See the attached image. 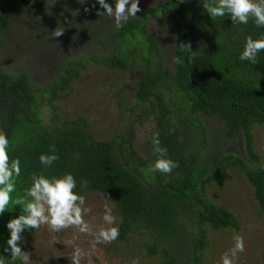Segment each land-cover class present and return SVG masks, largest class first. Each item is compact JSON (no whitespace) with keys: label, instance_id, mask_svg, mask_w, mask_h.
Wrapping results in <instances>:
<instances>
[{"label":"trees","instance_id":"1","mask_svg":"<svg viewBox=\"0 0 264 264\" xmlns=\"http://www.w3.org/2000/svg\"><path fill=\"white\" fill-rule=\"evenodd\" d=\"M106 2L115 5V0ZM102 11L96 0H0V51L26 39L33 43L30 48L45 47V52L40 49L42 58L52 47L57 56L69 45H75L72 54L78 53L77 58L64 53L50 71L44 65L43 82L37 86L28 71V65L41 68L37 58L23 59L14 74L0 65V132L9 139L10 160L21 161L12 201L24 197L33 173H71L78 194H98L114 207L120 232L115 242L143 234V250L147 256H158L159 264H202L206 226L238 229L230 212L207 200V185L220 187L227 171H239L264 214V167L257 164L252 140L253 128L264 125V51L256 64L239 58L246 37L259 38L264 27L251 19L233 24L227 15L211 19L202 0H162L120 27L99 16ZM154 20L162 21L172 35L169 64L149 29ZM56 28L64 34L53 39ZM181 43H190L192 51H181ZM176 56L182 63L173 62ZM89 63L112 71L139 67L134 112L108 140L94 138L85 117L67 120L59 115V102ZM202 117L220 125L217 139ZM147 118L154 127L141 156L133 148V128ZM155 133L168 158L178 162L169 175L150 171L156 159ZM236 139L242 157L221 151L217 144ZM52 146L60 158L45 168L39 156L49 154ZM81 179L88 182L86 188L81 189ZM20 214L21 207L10 203L0 215V259L5 264H21L4 251L10 235L6 224ZM24 235L32 236L33 229Z\"/></svg>","mask_w":264,"mask_h":264},{"label":"rangeland","instance_id":"2","mask_svg":"<svg viewBox=\"0 0 264 264\" xmlns=\"http://www.w3.org/2000/svg\"><path fill=\"white\" fill-rule=\"evenodd\" d=\"M162 0H139L141 11H148L158 5ZM162 21L154 20L149 24L158 40L160 51L169 64L172 57V35L165 31ZM25 42H12L9 47L0 51V65L4 71L13 74L19 71L21 61L35 57L39 60L41 68L30 69L33 86L43 82L44 65L48 70L56 67V60L62 58L66 52H70L73 58L75 46L60 48L57 56L56 47H52L47 53V58H42L40 49L30 40ZM11 46V47H10ZM79 46V43L75 48ZM88 46V45H87ZM88 48V47H87ZM45 52V47L42 49ZM52 52H54L52 54ZM33 54V55H32ZM44 59V60H43ZM41 74V75H40ZM139 75V67L132 65L126 70H109L103 66L88 64L81 70L79 76L69 86V95L63 98L59 104V115L63 119H74L83 116L88 121L89 132L97 140H108L117 129L127 121V117L134 112L133 93L136 80ZM174 106V102L170 103ZM202 123L208 131H211L217 139L221 127L216 121L202 117ZM154 127L152 118L143 119L141 123H135L133 128V148L135 152L144 156L143 148L146 139ZM253 151L258 156L257 164L264 167V125L256 126L252 130ZM235 143V144H234ZM217 143L220 150L242 157L243 150L239 139ZM208 201L215 206L230 212L237 221L238 229L232 228L212 230L205 227V249L201 255L202 264H218L223 253L233 246V236L241 235L245 241V252L238 255L236 264H264V214H262L253 198L251 186L245 177L236 170L227 171L225 180L218 187L211 183L205 187L204 192ZM86 204L84 219L95 228L102 224L104 205L107 204L116 211L104 197L89 193L85 195ZM117 222V218H116ZM20 244L23 251L30 253V264H42L52 262L56 264H71V254L74 247L84 250L85 256L81 264H131L137 260L138 264H159L156 255L147 256L142 244L145 236L132 235L125 242L109 244H95L93 237L80 233L76 228H69L59 233L52 232L46 225L39 229H33L32 236H22Z\"/></svg>","mask_w":264,"mask_h":264},{"label":"clouds","instance_id":"3","mask_svg":"<svg viewBox=\"0 0 264 264\" xmlns=\"http://www.w3.org/2000/svg\"><path fill=\"white\" fill-rule=\"evenodd\" d=\"M84 3L85 0H80ZM104 10L98 12L99 16H107L113 19L117 27L122 26L130 18L136 17L141 11L139 0H115L114 7L106 0H96ZM95 6V5H93ZM202 8L210 15L211 19L228 16L233 24H247L253 20L257 27H264V0H202ZM85 8V11H88ZM64 34V30L56 28L51 32V38H57ZM181 51L191 52L190 43L178 45ZM264 51V34L253 39L251 35L246 37L243 51L240 54L241 61L257 63L258 54ZM176 64L182 63L179 56L173 57ZM153 154L156 159L150 165V171L169 175L177 168L178 162L167 156V149L161 146L159 134L152 137ZM9 139L0 132V215L8 211L10 203L21 207V214L10 219L6 227L9 230L7 247L5 252L10 253L13 261H21V264H30V253L23 251L20 244L23 242L22 234L26 230L39 229L46 225L52 232L59 233L69 228H76L80 233L93 237L95 244H109L119 238V227L113 209L104 205L102 224L95 228L84 219L85 196L78 194L77 181L71 173L61 176H46L43 172L33 173L31 185L24 189V197L12 201L11 194L16 191V178L21 175V161L17 157L10 160ZM55 147L52 146L49 154H41L39 161L45 168L51 167L59 160ZM87 181L81 179V189L87 187ZM233 246L223 253L218 264H236L239 254L245 252L244 238L236 234L233 236ZM85 256L84 250L74 247L71 254V264H81ZM0 264H5L0 259ZM131 264H138L133 260Z\"/></svg>","mask_w":264,"mask_h":264}]
</instances>
